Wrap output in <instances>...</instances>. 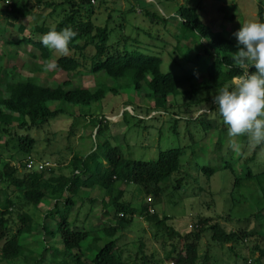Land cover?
<instances>
[{
	"label": "rangeland",
	"instance_id": "1",
	"mask_svg": "<svg viewBox=\"0 0 264 264\" xmlns=\"http://www.w3.org/2000/svg\"><path fill=\"white\" fill-rule=\"evenodd\" d=\"M182 5L198 7L206 25L234 40L233 33L242 24L249 21L264 22V0H96L94 5L92 22L97 26H108L111 31L109 45H117L129 54L159 57L164 74L180 77L188 76V73L193 75L192 79H184L178 86L179 96L169 98L170 109L160 110L155 107L146 85L137 91L128 77L117 80L105 72L94 75L83 68L76 74L61 73L57 69L45 71V61H57L63 56L52 50V56L44 59L37 48L15 46L12 43L24 37L41 39L42 36H36L34 26L43 23L49 27L55 26L57 21L49 17L53 8L45 10L31 3L30 7L34 9L32 14L14 20V16L8 17L4 12L10 11L7 7L9 4L1 3L0 94L8 96L5 90L8 77L11 82L32 79L50 87L70 80L68 89L82 86L96 90L102 87L106 90L113 88L118 93L108 91L104 100L89 107L59 104L57 107L65 113L40 132H32L38 138V143L31 155L20 153L16 147L17 140L5 147L9 138L0 133V171L6 163L18 166L31 158L36 162L56 165L53 171L45 174V180H50L69 175L74 155L86 158L96 151V161L106 164L109 148L105 144L110 148H118L126 161L152 162L158 159L161 152L180 150L181 168L162 184V200L153 201V196L147 194L143 187L133 184L124 186L120 181L115 184V191L122 192L120 202L137 207L138 211L148 206V210L157 213L160 219L169 216L166 224L184 233L191 231L190 226L198 218L218 219L226 230L258 229L259 236L246 243L247 248L238 250L248 261H255L258 253L253 251L254 245L264 243V146L260 149V146L251 148L246 138L241 137L239 139L244 145L241 155H237L230 147L226 126L216 107L212 109L215 106L212 103L214 92L200 89V85L207 80L206 67L211 63L210 55L204 54L208 42L200 41L191 34L186 37L181 34L176 14ZM260 7L262 15L259 14ZM146 11H150L152 16L156 15V20L146 17ZM83 16L86 18L84 12ZM20 26L25 28L24 34ZM200 54L203 55L197 66L202 69L196 72L197 67L191 60ZM14 122H17L16 116ZM203 168L213 169L214 173H204ZM249 170L256 177L247 179ZM178 179H183L182 185L179 190H174L173 184ZM236 179L241 183L238 187ZM1 189L4 193L7 189L15 190L7 184H2ZM51 192L52 189L45 191V198L38 207L29 206L25 209L15 205L10 211V237L19 229L21 213L27 212L32 220L29 230H25V239L22 238L23 254L12 261L0 256V264L66 263L64 246L60 236L56 235L59 215L49 216L47 220L44 218L48 211L55 212V199ZM67 198L75 201L70 209L69 222L72 227L79 231L99 233L103 238L101 245L106 244L110 238L101 231L105 226L116 224L112 216L114 206L108 205L106 208L105 204V200L111 196L108 197L103 188L91 186L81 189L78 196L72 197L70 193H65L60 202ZM43 225L54 231L56 238L47 237ZM157 228L151 227L138 214L134 224L123 232L120 246L126 259L130 257V264L140 263L141 251L146 257L154 255L156 264L171 263L167 260V251L154 239ZM94 238V235H90L84 244L88 252L89 246L95 243ZM140 238L146 244L145 250L137 247ZM3 243L0 242V248ZM200 247L202 252L210 247L218 264L235 262L227 247L211 244L209 235L202 239ZM137 255L135 263L133 259ZM148 264L153 263L151 261Z\"/></svg>",
	"mask_w": 264,
	"mask_h": 264
},
{
	"label": "trees",
	"instance_id": "2",
	"mask_svg": "<svg viewBox=\"0 0 264 264\" xmlns=\"http://www.w3.org/2000/svg\"><path fill=\"white\" fill-rule=\"evenodd\" d=\"M8 1L11 2L7 6L10 11L4 12L8 17L14 16V20L32 14L34 9L32 6L30 7L31 3H35L37 7L45 10L53 8L49 17L57 21L56 25L49 27L45 23L36 24L33 30L37 37L45 35L53 28L60 31L65 27H71L78 33L69 45L71 54L56 61L57 70L61 73L76 74L83 68L85 72L94 75L105 72L107 76L117 80L128 77L137 91H140L144 84L146 85L150 92L149 95L155 101V107L160 110H169V98H176L180 95L178 86L184 79L193 78L191 73L182 77L162 73V60L159 57L129 54L127 51L119 49L117 45H109L111 31L108 26H97L92 22L96 0H24L25 3L23 0H0V4H5ZM83 12L86 14V18L83 16ZM261 13L262 7L259 10L260 15H262ZM141 14L143 15L144 11ZM145 16L152 21L156 20V15L152 16L150 11H146ZM176 17L180 21L181 34L184 37L191 34L195 38L198 37L200 41L208 42L204 54L210 55L211 63L206 67L207 80L200 85V89L213 91L214 95L217 94L221 87L230 84L234 76L242 74L244 71V69L234 66L231 60L232 53L237 51V41L225 37L221 31H214L206 25L201 19L198 7L182 5ZM19 29L23 34L26 31L23 26H20ZM12 44L35 47L44 59L52 56V50L43 46L41 39L38 38L24 37ZM202 55H197L195 59L191 60L197 67H195L196 72L202 69L197 66ZM248 70L254 71V69ZM6 80L5 90L8 96L0 94V133L9 138L5 147L11 146L17 140L16 147L20 153H25L27 156L33 153L34 147L38 143V138L36 139L32 132H40L52 120L65 113L62 108L57 107L59 104L89 107L93 103L104 100L108 91L117 92L113 88L106 90L102 87L96 90L82 86L68 89L67 87L71 85L70 80L53 87L43 86L32 79L11 82L8 77ZM15 116L17 117L16 123L14 122ZM263 146H260L259 149ZM105 147L109 148L106 153V164L96 161V151L86 158L74 155L70 162L69 175H60L56 179L45 180L46 172H51L54 168L41 172L28 170L27 160L22 161L18 166L10 163L3 166L0 171V242L4 243L0 248V256L4 260L12 261L23 254L22 238L25 239L23 237L25 230H29L32 220L31 215L27 212L21 213L19 229L10 237V211L15 205L25 209L29 206L38 207L45 198V191L52 189L51 195L55 199V212L48 211L44 218L47 220L49 216L59 215L56 235L60 236L64 246L63 255L67 259L65 264H130V257L126 259L124 256L120 240L123 232L134 224L138 214L142 215L151 227H158L154 239L163 250L167 251L168 261H173L175 264H218L215 257L212 256L210 247H207L208 249L204 252L201 251L202 239L209 235L212 245L228 248L231 257L235 260L234 264H247L248 260L238 250L247 248L246 243L252 242L259 236L258 229L226 230L218 222V219L198 218L190 226L191 231L184 233L166 224L170 219L169 216L160 219L157 213H151L148 210V206H143L138 211L137 207L120 202L122 192L115 191V184L120 181L124 186L133 184L143 187L147 194L153 196V201L162 200L164 194L162 184L179 172L182 151L175 149L161 152L158 159L152 162L126 161L118 148H110L107 144ZM101 170L104 172L101 173ZM202 171L214 173L213 169L208 168H203ZM21 172H25L24 175H21ZM246 177L252 179L256 176L249 170ZM182 181L183 179L176 180L173 189L179 190ZM2 184L12 186L15 190L7 189V192L4 193L1 189ZM240 184V180L236 179V186L238 187ZM91 186L103 188L108 193V197L111 196L105 200L106 208L109 207L108 205H113L115 210L112 216L116 224L105 226L101 231L105 237L110 238L104 245H101L103 238L99 233L79 231L72 227L69 222L70 209L75 204L72 198L60 202L65 193H70L72 197L78 196L81 189H89ZM114 195L115 199H113ZM60 206L65 209H61ZM105 216L109 217L106 213ZM43 229L47 237L56 238L54 231H50L44 225ZM90 235L95 236V243L89 246L90 252H88L85 250L84 244ZM138 241L137 247L145 250L144 240L140 238ZM253 251L258 253L254 263L264 264V243L254 245ZM141 254L140 263H136L138 255L133 259L136 264H148L151 261L156 264L154 255L146 257L145 254L143 256V251Z\"/></svg>",
	"mask_w": 264,
	"mask_h": 264
},
{
	"label": "clouds",
	"instance_id": "3",
	"mask_svg": "<svg viewBox=\"0 0 264 264\" xmlns=\"http://www.w3.org/2000/svg\"><path fill=\"white\" fill-rule=\"evenodd\" d=\"M77 35L71 27L60 31L53 28L42 36L41 42L61 56H68L69 45ZM233 35L237 51L232 53L231 60L244 71L221 87L212 103L226 126L230 147L241 155L244 147L241 137L246 138L251 148L264 145V22H246ZM57 68L55 60L45 61V71Z\"/></svg>",
	"mask_w": 264,
	"mask_h": 264
},
{
	"label": "built area",
	"instance_id": "4",
	"mask_svg": "<svg viewBox=\"0 0 264 264\" xmlns=\"http://www.w3.org/2000/svg\"><path fill=\"white\" fill-rule=\"evenodd\" d=\"M7 4H10L8 1ZM27 164V169L28 170H37L39 172L44 171V170H50L51 168L53 169L55 165H52L51 163L48 162H36L35 160L29 158L26 161ZM153 213V211H151ZM170 264H175L174 262H171ZM247 264H255L254 261L249 260Z\"/></svg>",
	"mask_w": 264,
	"mask_h": 264
}]
</instances>
